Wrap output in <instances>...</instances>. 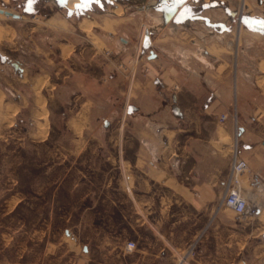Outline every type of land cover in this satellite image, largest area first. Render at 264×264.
<instances>
[{"label":"crops","instance_id":"0c3cea01","mask_svg":"<svg viewBox=\"0 0 264 264\" xmlns=\"http://www.w3.org/2000/svg\"><path fill=\"white\" fill-rule=\"evenodd\" d=\"M122 1L107 0L100 24L89 16L74 25L73 14H53L40 24L30 23L31 16L19 13V18L0 17V46L5 32L9 39L14 35L8 53L0 50L5 58L0 60V128L13 126L26 113L35 129L32 137L44 141L49 111L63 110L58 104L71 110V126L107 122L103 138L107 160L116 161L121 190L132 207L141 209L135 218L137 226L146 225L153 237L161 239L179 233L178 226L184 225V241L199 243L196 264H264L262 60L255 61V69L241 68L239 60L209 51L212 45L224 47L223 32L228 25L223 21V0L153 2L152 19L157 26H143L140 39L149 32L142 44L134 40L132 25L124 20ZM72 2L70 8L65 4L73 10L82 0ZM210 2L219 7L213 8ZM98 3L91 0L94 15ZM256 4L264 6L261 0ZM117 7L122 10L119 15L114 13ZM250 16L253 24L261 18L256 13ZM84 19L91 23L86 30ZM263 29L254 26L249 32ZM80 30L100 31L96 36L99 47L89 36L81 40ZM17 36L25 51H31L28 56L15 53ZM153 44L156 48H151ZM107 49L114 59L97 56ZM117 59L122 69L115 67ZM254 70L261 74L257 76ZM222 114L226 118L221 121ZM235 152L248 164V171L241 175V188L261 209L248 216L232 212L236 220L246 219L248 230L227 229L232 233L226 237H233L225 241V224L230 222H225L217 206L225 195ZM164 224L168 225L166 232ZM208 242L210 248L205 247ZM229 246L237 256L248 247L246 258L225 261L223 250ZM182 249L169 250L173 254ZM136 251L151 258V263L146 258L141 264H159L166 254L164 248ZM191 253L186 249L182 255L186 260Z\"/></svg>","mask_w":264,"mask_h":264},{"label":"rangeland","instance_id":"374dc122","mask_svg":"<svg viewBox=\"0 0 264 264\" xmlns=\"http://www.w3.org/2000/svg\"><path fill=\"white\" fill-rule=\"evenodd\" d=\"M261 1L264 3V0ZM98 2L95 5L96 15L90 12L93 10L91 0H82V3L75 4L73 10L63 0L57 7L50 0H35L31 5L28 0H10L5 3L0 0V8L22 14L26 18L31 16L30 23L40 24L53 14L63 17L73 14L75 20L71 23L74 25L80 18L89 16L95 17L100 24L103 18L101 15H104L102 11L107 8V0ZM123 2L126 8L124 20L132 25L134 40L142 44L149 32V29L146 30L140 39L143 26H157L152 19V4L158 0ZM210 4L213 8L219 7V4ZM221 7L223 21L228 25V31L223 32L224 47L212 45L209 51L235 59L236 31L239 29L238 24H241L235 61H240L241 68L255 69L256 60H262L260 65L264 62V29L263 32H249V29L254 26L264 28L261 24L264 21V6H258L256 0H245L244 12L240 17L237 14L238 8H241L239 0H223ZM114 13L121 14V8L117 7ZM252 13L261 16L255 24L251 22L254 18L250 16ZM98 32L100 31L87 33L80 30V39L84 40L89 36L99 47L96 43L99 40L96 37ZM5 33L0 50L7 54L8 43L13 42L14 35L9 39V33ZM16 47L15 53L21 56H28L31 52L25 51L21 36L16 37ZM151 48L156 46L153 44ZM102 51L97 54L100 59L107 57L109 61L115 58L112 50ZM114 63L118 70L123 68L120 60L117 59ZM253 73L257 76L261 74L255 70ZM43 93L48 92L43 90ZM57 106L63 110L49 111V127L44 141L32 137L35 129L31 127L32 123L26 113H22L13 126L0 128V264L146 263L147 256H142L136 251L137 248H164L166 254L160 258L159 264H196L199 259L196 254L199 243L184 241V225L178 226L181 230L179 233L169 238L165 235L161 239L153 237L146 225H136L135 218L141 213V209L132 207L121 190L120 170L116 161L107 160V146L103 143V138L107 136V122H98V126H71L72 122L68 118L72 112L68 105ZM217 210L221 211L225 222H230L225 224V241H230L233 237H226L227 233H232L227 229L248 230L246 219L236 220L232 211L220 202ZM167 228V224L162 226L165 232ZM128 241H133L136 249L124 248V243L126 245ZM174 246L183 249L171 254L169 249ZM205 247L210 248V242ZM229 247L223 250L225 261L233 258L236 262L238 258H246L248 247L244 246L245 252L238 256ZM186 249H191L193 253L186 260L184 257L181 262L179 259ZM147 259L151 263V258Z\"/></svg>","mask_w":264,"mask_h":264},{"label":"built area","instance_id":"2783aa9c","mask_svg":"<svg viewBox=\"0 0 264 264\" xmlns=\"http://www.w3.org/2000/svg\"><path fill=\"white\" fill-rule=\"evenodd\" d=\"M240 4L241 8L239 7L237 10V14L239 15V17L243 14L245 7L244 1H242L241 3V0H239V6ZM225 118V114H222L220 116L221 121ZM233 119L235 121V130L237 131L236 113H234ZM247 171V161L243 158L238 157L235 152L230 162V170L226 184L225 195L221 201V204L230 209L233 213L243 216L255 215L261 209V205L259 203L250 201L241 188L240 177ZM134 247L135 243L133 241H128L125 245V248L127 250H132ZM184 257L185 256L183 255L179 260L181 261Z\"/></svg>","mask_w":264,"mask_h":264},{"label":"bare ground","instance_id":"6f19581e","mask_svg":"<svg viewBox=\"0 0 264 264\" xmlns=\"http://www.w3.org/2000/svg\"><path fill=\"white\" fill-rule=\"evenodd\" d=\"M72 1L73 0H69L68 1V3H67V5L69 6V8L70 7H72ZM244 1V4H245V0H243ZM5 16L6 14H4V13H0V16ZM89 26H90V23L88 22V21H86V20H83V29H88L89 28ZM238 28L239 29H237V31H236V44L238 45L239 44V38H240V33H241V31H242V26H241V24H238ZM235 33V32H234ZM237 45L235 46V50H234V55H235V59H236V57H237V55H238V47H237ZM261 69H263L264 70V62H262V64H261ZM41 87V86H40ZM38 88V87H37ZM37 90H39V89H37ZM37 93V92H36ZM42 104V103H41ZM43 106V105H42ZM43 110V109H42ZM45 111V110H44ZM43 113V112H42ZM42 114H40V116H41ZM45 115V114H44ZM42 117V116H41ZM45 119H46V117H45ZM45 125V124H44ZM42 127V126H41ZM42 129V128H41ZM184 259V258H183Z\"/></svg>","mask_w":264,"mask_h":264},{"label":"water","instance_id":"95a60500","mask_svg":"<svg viewBox=\"0 0 264 264\" xmlns=\"http://www.w3.org/2000/svg\"><path fill=\"white\" fill-rule=\"evenodd\" d=\"M0 13H4L6 15L13 17V18H19V14L13 13L10 10L5 9V8H0ZM150 57H153V53H152V55H150ZM0 60L5 61V58L3 56H0Z\"/></svg>","mask_w":264,"mask_h":264},{"label":"snow or ice","instance_id":"6c2138e0","mask_svg":"<svg viewBox=\"0 0 264 264\" xmlns=\"http://www.w3.org/2000/svg\"><path fill=\"white\" fill-rule=\"evenodd\" d=\"M29 5H31L32 3L35 2V0H28ZM64 3H67V0H63ZM85 2H87V0H85ZM261 24L264 25V21H261Z\"/></svg>","mask_w":264,"mask_h":264},{"label":"trees","instance_id":"16d2710c","mask_svg":"<svg viewBox=\"0 0 264 264\" xmlns=\"http://www.w3.org/2000/svg\"><path fill=\"white\" fill-rule=\"evenodd\" d=\"M50 2H51V3H54V4H55V6L57 7V6H58V4H60V3H61V0H50Z\"/></svg>","mask_w":264,"mask_h":264}]
</instances>
